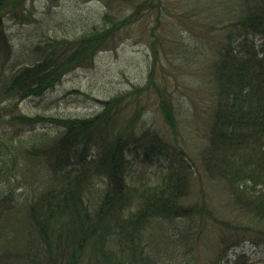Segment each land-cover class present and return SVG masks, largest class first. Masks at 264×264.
<instances>
[{"label":"trees","instance_id":"1","mask_svg":"<svg viewBox=\"0 0 264 264\" xmlns=\"http://www.w3.org/2000/svg\"><path fill=\"white\" fill-rule=\"evenodd\" d=\"M59 1L47 0L46 10L38 13L34 0H0V65L12 55L15 43L8 20L32 29L27 62L19 63L0 84V102L9 103L0 105V115L6 107L13 110L24 99L42 95L76 67L90 64L98 51L115 47L127 28L140 21L152 59L144 85L108 95L100 100V110L88 116L8 114L9 125L44 123L55 128L53 135L39 133L28 140L0 135V196L12 189L11 178L27 158L38 157L48 171L37 191L19 205L7 199L20 215L15 262L197 264L204 249L201 223L207 222L220 231L217 241L205 231L203 242L217 243L204 264H264V257L253 259L241 246L246 241L264 245V0H185L176 11L165 0H94L103 9L81 20L79 30L50 16ZM201 15L207 21L201 31L215 40L216 48L205 126L190 115L197 121L195 137L202 140L194 161L179 143L185 125L179 131L171 83L162 72L159 88L153 74L161 64L157 45L166 58V51L190 50L170 26L173 21L192 25ZM150 84L170 136L147 122L137 105ZM128 105H133L129 111ZM135 158L160 171L134 174ZM194 187L199 195L206 190L210 200L196 199ZM225 204L233 215L224 211ZM154 221L161 225L160 239L174 244L171 252L149 230Z\"/></svg>","mask_w":264,"mask_h":264},{"label":"rangeland","instance_id":"2","mask_svg":"<svg viewBox=\"0 0 264 264\" xmlns=\"http://www.w3.org/2000/svg\"><path fill=\"white\" fill-rule=\"evenodd\" d=\"M46 1L34 0V7L38 13L46 10L44 8ZM183 1L185 0H165L174 11L179 10L180 4ZM102 9L103 7L100 2L94 0H60L58 5L50 9V16L55 17L54 19L57 22H63L70 30H79L81 20L84 21V18L87 16L92 18L99 11H102ZM165 14L168 15V13ZM206 22L204 15L194 19V24L192 23V25L186 22L179 23V21H173L170 26L180 33L181 38L188 42L190 50L184 53L181 51L176 53L166 51V58L163 55L161 46L157 45L161 64L156 66L153 74V79L158 87L163 78L162 75L160 76L162 72L167 76L168 84L171 83L169 91H171L173 102L176 104L179 131L181 130V124L182 127L185 125L184 131L181 130L182 135H178L179 143L194 161L196 153L202 145V140L195 137L194 129L198 127L197 121L195 123L192 122L190 115L198 118L200 126H205L206 117L208 118L209 113L206 107V96L208 97V92L210 91V63L213 58L212 50L216 48L215 40L208 39V36L201 31ZM197 24L201 26H196ZM7 25L9 26L10 33L14 36L15 43L12 55L9 58L6 57L0 65V84L19 63L27 62L29 58L28 43L31 44V41H28V36L32 30L31 25L20 24L13 20H8ZM141 25V21L131 25L115 47L98 51L90 64L76 67L69 71L54 87L48 89L42 95L24 99L13 110H10L8 107L3 109L0 115V135L6 133L4 136L10 135L13 141H17L18 139L28 140L32 135H38L39 133L53 135L55 132L53 126L44 123L23 126L9 125L7 117L11 112L16 111L27 115L88 116L100 110V100L106 99L108 95L121 94L133 89L135 86L144 85L148 80L152 51L150 48L151 42L147 39V33ZM202 35H205V38ZM167 50H169L168 47ZM199 90L201 97L193 99L194 94ZM182 95L183 97L181 98ZM158 99L154 85L150 84L147 89L141 92L137 105L142 109V115H144L147 122L160 130H168L162 121L158 108ZM1 104L8 105L9 103L3 100L0 102ZM132 106L128 105L126 109L129 111ZM197 106L199 107L195 108ZM188 122L195 125L190 126L186 124ZM170 135L171 132L169 131L167 136ZM197 135H200L199 132ZM20 166L17 171V177L11 178L10 184H13L12 189L8 188L9 184L4 185L3 191L9 190L0 196V264H18L15 262V258H13V253L20 247L21 243V235L17 229L19 227L20 215L15 205H19L17 203L24 200L26 196L36 192V188L48 172L41 160L35 156L34 158H27ZM155 166V164L143 162L140 158H135L133 172L134 174L138 172L137 170H144V172L149 173L154 171L159 172L160 170L158 171ZM153 178L155 179L156 177ZM16 180L21 182L20 187H17ZM205 188L206 184H204ZM205 192L206 195L204 192L199 195L200 191L194 187L193 195H195L196 199L209 201L208 193L206 190ZM9 193L10 196L6 197ZM8 198L14 199V206L7 202ZM224 211L226 213L232 212V215L234 214L227 204L224 205ZM201 225L203 230L200 231L202 237L200 238L204 249H201L197 264H204L212 255V248L217 243L220 231L218 226L213 223L204 222ZM167 228L172 227L169 225ZM149 230L154 233L155 239L161 244L160 247L164 248L163 250L166 249L168 252H171L175 249L172 242L168 244V239L166 242L160 239L159 236L162 234V228L159 222H152ZM205 231H208V235L210 234L212 239L216 238L214 244L209 243V239H207V242H203L208 236L204 235ZM171 244L173 246L170 247ZM241 246L253 259H256L257 256L259 258L264 257V245L262 244L253 245L246 241ZM153 247L157 248L158 251L162 250L159 249V246L153 245Z\"/></svg>","mask_w":264,"mask_h":264}]
</instances>
